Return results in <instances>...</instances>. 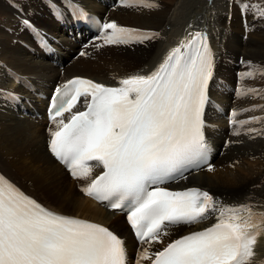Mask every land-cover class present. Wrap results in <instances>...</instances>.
Wrapping results in <instances>:
<instances>
[{
    "label": "snow or ice",
    "instance_id": "1",
    "mask_svg": "<svg viewBox=\"0 0 264 264\" xmlns=\"http://www.w3.org/2000/svg\"><path fill=\"white\" fill-rule=\"evenodd\" d=\"M119 2L161 7L157 0ZM234 2L243 17L264 20V3ZM22 23L32 27L26 19ZM99 33L96 48L146 45L160 36L115 20L99 23ZM38 42L48 46L46 35ZM246 63L249 69L242 76L255 78L257 69ZM214 67L208 36L197 31L180 40L147 74L126 75L118 86L76 76L51 95L48 150L83 195L126 214L140 244L135 264H255V249L264 237V205L250 200L229 204L201 187L168 186L204 166L214 171L205 136ZM259 70L264 75V66ZM248 94L260 95L255 88ZM0 95L17 99L3 90ZM237 115L233 110L235 136L244 125L264 120H237ZM246 131L259 134L261 129ZM94 168L101 169L99 174ZM197 224L207 226L164 245L172 229ZM156 244L164 246L154 251ZM0 264H129V259L124 239L112 228L54 211L0 173Z\"/></svg>",
    "mask_w": 264,
    "mask_h": 264
},
{
    "label": "bare ground",
    "instance_id": "2",
    "mask_svg": "<svg viewBox=\"0 0 264 264\" xmlns=\"http://www.w3.org/2000/svg\"><path fill=\"white\" fill-rule=\"evenodd\" d=\"M22 1L23 3L15 7H22L23 11L32 10L33 7L40 2L39 0ZM78 1L95 12L102 13L104 10L103 6H100L93 0ZM223 1L224 0H201L200 2L203 5L192 10L193 12L190 14V17L185 19V24L179 23L180 21L178 22L182 16L183 9L185 10V0H160L161 7L158 9L118 6L110 11L107 19H113L118 24H123L128 27L155 29L154 31L158 30L160 33L159 38L141 46L135 44L132 45V47H114L104 52L97 50L89 59L78 58L77 60H73L71 65L66 64L63 76L58 73L59 71L57 68L50 65L44 58L41 62V65L47 68L44 72H41L38 70L37 66L31 64L33 61H25L22 55H24L26 51L18 43L13 44L16 42L12 39L14 38V33H8L3 28L0 30V35L2 37L0 64L5 63L9 68L11 67V69H16L23 75L34 78V82L39 87L43 88H47L49 83L54 84L58 79L64 80L68 76L75 75H84L99 81H107L111 80L110 77L112 75L117 73L122 75L129 70H135L134 73L142 72L147 74V72L155 69L167 52L174 45H177L180 40L188 36L189 33L202 31L209 35L210 42L219 53L218 55L216 54L215 57L214 78L209 88L211 95L215 98L214 93L217 90V77H224L225 79L236 81L235 71L238 69L241 70L242 72L239 71V75L247 71L249 69V65L246 63L247 61L252 62V67L257 69V74L255 78H248L247 80L244 78V80H241L239 83L241 89H243V84L246 85V82L250 84L252 82L258 83L264 80V75H262L259 70L261 66H264L263 37L259 33H256V28H252L247 32L248 37L245 42L242 40L240 34H236L234 39H229V41L225 40L221 45L216 44L214 22L213 24L211 23V21L214 20L215 8L218 7L217 11L220 14L219 19H216L219 20L223 26H226L230 21L229 18H232L231 26L234 27L236 20L232 8L233 4L231 7L230 4H225L223 6ZM195 2L193 3L194 5H196ZM208 3H211L210 7L207 6ZM171 4H175L173 10L171 8L167 9ZM5 8L7 11H12L13 9L9 5H6ZM169 11L172 15L174 14V17L176 16L173 24H171L173 20L172 15L169 18ZM15 12L19 14L17 10ZM198 13H201V15H198ZM20 15L22 17L30 16L29 13L25 14L24 12ZM16 17L18 18L17 20H19L18 22H21L18 15ZM53 22V27H50L46 21V17L41 19L42 26L48 31L57 33L61 36L64 45L69 47V49L66 47V50L63 51V60L65 61L66 59H70L68 58L70 49L74 48V45L65 38L54 20ZM169 23L171 26H174V28L171 29L169 35H167L168 30H166L165 27L169 25ZM237 29L243 34L240 21L237 24ZM60 31L61 33H59ZM224 36H226V34ZM27 37L29 36L26 35V37L22 38L25 40ZM249 37H251V39H249ZM229 38L231 37L229 36ZM226 39H228V36ZM65 52H67V54H64ZM235 54L237 56H243L246 61L238 69L234 66V63H230V60H228L231 55ZM77 69L85 70L79 71ZM85 71L88 73H84ZM36 74H38L37 78L34 77ZM4 75L5 72L0 70V87L7 90L14 89L15 83L13 80L11 83H8L7 80H9V78L7 75H5V79H1V76L3 77ZM119 75L118 77H120ZM1 82H3L4 85H2ZM251 85L253 86L255 84ZM49 91H51L50 88ZM34 101L35 103L33 105L35 107H40L39 105L42 101H40V103H38L39 99H35ZM26 105H29V103H26ZM256 109H258L257 112H259L260 116L264 117V106H259ZM249 114L250 113L247 111L244 116L241 117H247ZM45 122V119L19 118L9 109L6 102L0 100V170L30 195L36 196V198L38 197L37 199L42 201V203L46 202L47 204L45 203V205L48 207L55 210L58 209V211L66 214H76V216L89 218L111 226L118 222L120 225H116L123 228L125 233H128L125 224L119 222L123 219L121 216L101 208L83 195V193L79 191L78 182L73 180L72 177H69L67 172L53 160L46 148V140L49 136L47 132L49 124ZM259 123H261V121ZM263 124L258 126L263 130H261V132L264 135V129L261 127ZM220 126L222 125L220 124ZM258 126L254 123L244 125L240 129L241 135L239 136L233 135V131L235 130V128L232 129L233 126L230 129L228 128L229 130L222 128L219 135L225 136L228 139L231 138L232 141L230 146L222 148L221 152L217 154L213 161L216 166L220 163L222 168L216 171V167H214V171L212 172L201 169L196 172V174H189L187 181L182 182L181 185L193 184L202 186L218 196L225 203L229 204L242 203L250 200L258 206L264 205V185L254 191L250 189L251 184L258 182L254 180L259 179L260 173L264 171V137L257 136L256 134H245L247 128ZM210 135L212 137V139L209 137L211 144L220 145L222 137L214 136V133ZM233 142L234 145H232ZM35 144L39 145L40 149V155L38 154L39 161L37 164L25 160L26 157L30 158L31 155L37 151L38 148ZM220 153H222L223 156L219 162ZM98 170L99 169L94 168V174ZM52 180H55L57 183H53ZM58 183L66 188L59 189ZM56 204L62 207L59 208ZM213 221L214 219L209 222ZM179 228L181 229L183 227ZM186 229L187 228L184 230ZM176 234V228L172 229V235L170 237H165L164 243ZM126 242L128 248H131L133 245L132 239L127 238ZM160 246L162 245L156 244L155 248ZM255 251L257 253L255 264H260V262L264 260V237L260 239Z\"/></svg>",
    "mask_w": 264,
    "mask_h": 264
},
{
    "label": "rangeland",
    "instance_id": "3",
    "mask_svg": "<svg viewBox=\"0 0 264 264\" xmlns=\"http://www.w3.org/2000/svg\"><path fill=\"white\" fill-rule=\"evenodd\" d=\"M18 1V0H17ZM40 2L35 6V7H33V9L32 10H29V11H23V8L22 7H19V8H16V7H13V6H11V4H10V7L11 8H13L12 9V11H7V9L5 8V6L6 5H8L9 3L7 2H5V0H0V30L1 29H3L4 28V26L5 25H7V26H9L8 28H4L5 29V31H7L8 33H14L15 32V34H14V38H12L13 40L14 39H16V38H18V36L21 34V39L23 40V38L22 37H26V35H28L29 37H30V35L28 34V28H27V30L25 31V29H24V27H23V25H22V21L23 20H30V22H35V23H38L39 25H41L42 26V23H41V19L42 18H44V17H46V21H47V23H48V25L50 26V27H53V25H54V22H53V20H52V16L50 15V13H49V11H48V9L46 8V6L44 5V3L41 1V0H39ZM163 1H166V0H163ZM196 3V5H194L193 3L194 2ZM199 1V2H198ZM201 0H185V3H184V7H185V10L183 9V12H182V16H181V18L178 20V22L179 23H181V24H185V19H188L189 17H190V14H192V10H194L195 8H198V7H200V6H202L203 4L200 2ZM253 3H264V0H251ZM19 2V4L18 5H20L21 4V2L20 1H18ZM189 2V3H188ZM192 2V3H191ZM167 4H170V3H167ZM187 6H186V5ZM191 4V5H190ZM225 4H230V7H231V3H230V0H224L223 1V6L225 5ZM172 6V7H171ZM207 6L208 7H210L211 6V3H208L207 4ZM217 6H218V4H217ZM175 7V4H171L170 6H168L167 7V9H172L173 10V8ZM227 7V6H226ZM190 8V9H189ZM17 10V12H19V14H17L15 11ZM189 9V10H188ZM14 10V11H13ZM171 10V11H172ZM218 7H216L215 8V10H214V20H212L211 21V23L213 24V22H214V28H215V40H216V37H217V40H216V44L217 45H221V44H223L224 43V41L226 40V41H229V39H234L235 38V35L236 34H240V36L242 37V34H241V32L237 29V24L239 23V21H240V19L238 18V17H236V20H235V24H234V27H232L231 26V21H229V23H227L226 24V26H223L222 25V23H220V21L219 20H217V19H219V13H218ZM4 11H7V12H4ZM93 11V10H92ZM217 11V12H216ZM22 12H24L25 14H30V16L29 17H27V16H24V17H22L20 14L22 13ZM8 13V14H7ZM13 13H14V15H13ZM38 13H40L42 16H40ZM97 13H99V12H97ZM169 13H170V11H169ZM232 13V12H231ZM235 13V12H234ZM18 15V17L20 18V20H21V22H17V25H19V26H17L16 27V30L14 31V30H12V27H13V29H14V26H15V24H16V22L13 20V19H18L16 16ZM100 14V13H99ZM186 14H188V15H186ZM230 14V13H229ZM101 15V14H100ZM172 15V13H170V15H169V18H170V16ZM198 15H201V13H198ZM234 16H235V14H234ZM176 17V16H175ZM174 14L172 15V18H173V20H172V23L171 24H173V22L175 21L174 20ZM188 17V18H187ZM217 18V19H216ZM181 19H182V22H181ZM229 20H231L230 18H229ZM18 21V20H17ZM210 23V22H209ZM171 24L169 23V25H167L166 27H165V29L166 30H168V32H167V35H169V31L171 30V29H173L174 28V26H171ZM219 24H221V25H219ZM255 24L257 25V23L255 22ZM209 25V24H208ZM219 25V26H218ZM263 26L261 27V28H259L258 29V27H255L256 29H257V31H256V33H259L260 35H262V37H263V41H262V43H263V45H264V24H262ZM21 26V27H20ZM212 26V25H211ZM261 26V25H260ZM19 27L20 28H22V31L23 32H21L20 31V29H19ZM43 27V26H42ZM221 27V28H220ZM18 29V30H17ZM155 30V29H154ZM157 32H159L158 30H156ZM255 31V30H254ZM25 32V33H24ZM219 33V34H218ZM255 33V34H256ZM226 34V36H224ZM227 34H229V35H227ZM16 35V36H15ZM227 36H228V39H226L227 38ZM229 36L231 37V38H229ZM222 37H223V39H222ZM1 35H0V47H1V45H2V40H1ZM249 39H251V37H249ZM13 40H12V42H13ZM17 40V39H16ZM246 40V39H245ZM245 40H243L244 42H245ZM18 41V40H17ZM221 41V42H220ZM223 41V42H222ZM231 41V40H230ZM243 42V43H244ZM17 42H14L13 44H16ZM19 43V42H18ZM65 47H68V46H66L65 45ZM68 49H69V47H68ZM64 54H67V52H65ZM243 57V56H242ZM22 58L25 60V61H33L31 64H33V65H35V66H37V68H38V70H40L41 72H44L47 68L46 67H44L43 65H41V62L43 61V58H38V59H35V58H33V57H31V55H29L28 53H25L24 55H22ZM244 58V57H243ZM244 60H245V58H244ZM35 61V62H34ZM73 62V61H72ZM72 62H70L69 64L71 65L72 64ZM245 63V62H244ZM243 63V64H244ZM243 64H239V65H236V64H234V66L238 69L239 67H241ZM1 65V67H0V70L1 71H3V72H5V70H4V68H3V66H2V63L0 64ZM66 66V65H65ZM76 66H77V64H76ZM6 67H8V66H6V64H5V68ZM65 68V67H64ZM6 69H9V67L8 68H6ZM77 70H79V71H84L85 69H77ZM239 71H241V70H236L235 71V76L237 75V72H238V77L236 76V81H233V80H229V79H225L224 77H221L222 79H220V81L219 80H217V90L215 91V93H214V96H215V98H216V100H218L219 101V99H217L218 98V95L219 94H217L218 93V91L219 90H221V89H225V87L223 86L225 83H226V81H227V83L228 84H231V85H233L234 87H235V89H241V87H240V81L241 80H244V77L242 76V74L241 75H239ZM242 72V71H241ZM84 73H88L87 71H85ZM94 73V72H93ZM5 75H6V73H5ZM5 75L2 77L1 76V79L3 78V79H5ZM35 78H37L38 77V74H36L35 76H34ZM9 78V77H8ZM246 80L248 79V78H245ZM96 80V79H95ZM7 82L8 83H11L12 82V80L9 78V80H7ZM251 84H255V85H251ZM9 85V84H8ZM7 85V86H8ZM14 86H16V84L14 85ZM52 86L54 87V85L52 84ZM243 86V89L242 90H245L246 92H247V90L249 89V88H255V89H258L259 90V93H260V95H255V94H252V101L250 102V99L249 98H246V97H240L239 95L237 96L238 97V100H237V102L236 103H234L233 105H234V107H236V108H239V107H242V106H244L243 104H247L248 102V104H250V103H253L254 101L255 102H262V104H260V103H257L258 104V107L259 106H264V80L263 81H261V82H258V83H248V82H246V85H242ZM53 87H52V89H53ZM49 88H51V86L49 87ZM51 89V90H52ZM222 97V96H221ZM255 97H258V98H256L255 99ZM221 100L222 101H224L225 99H224V97H222L221 98ZM243 103V104H242ZM247 112V111H246ZM249 112V111H248ZM244 114H245V112H244ZM261 117H263V116H261ZM256 124L257 125H262L263 124V120L261 121V123H257L256 122ZM263 129H264V124H263V126H261ZM222 128H225V127H222ZM234 128V126L232 127V129ZM227 129V128H226ZM231 129V130H232ZM229 130V129H228ZM262 130V129H261ZM263 131V130H262ZM218 134H219V132H217ZM221 137H222V140H220L221 141V143H220V145H222V143H223V141H224V138H225V136H222V135H220ZM262 137H264V135H261ZM226 139V138H225ZM37 140V139H36ZM231 143H232V141H231V138H229V142H228V144L225 146H223V147H228V146H230L231 145ZM232 145H234V142H233V144ZM35 146L38 148L37 149V151H35L32 155H31V157L30 158H28V157H26L25 158V160H28V161H31L32 163H34V164H37V162L39 161V156H38V154L40 153V149H39V145H37V144H35ZM40 155V154H39ZM222 156H223V154L222 153H220V157H219V162H220V160L222 159ZM248 161V160H247ZM251 161V160H250ZM225 162H226V160H225ZM222 167H221V164L220 163H218V167H216V171H218V170H220ZM53 181V183H57V182H55V180H52ZM254 181H258V182H256V183H254V184H251V187H250V189L251 190H256V189H258V188H260L261 186H263L264 185V171H262V173H260V175H259V179H255ZM59 184V183H58ZM58 187H59V189H62V188H66V187H62L61 186V184H59L58 185ZM36 197V196H35ZM38 198V197H37ZM253 201V200H252ZM46 203V202H45ZM47 204V203H46ZM57 205V207H59V208H61L62 206L61 205H59V204H56ZM56 210H58V209H56ZM76 215V214H75ZM119 222H121V224H125L124 223V221H123V219H122V221H119ZM116 224H119L118 222H116ZM120 225V224H119ZM126 226V225H125Z\"/></svg>",
    "mask_w": 264,
    "mask_h": 264
}]
</instances>
